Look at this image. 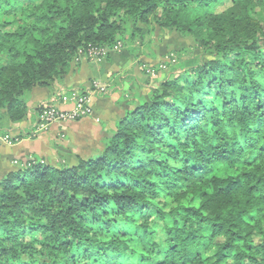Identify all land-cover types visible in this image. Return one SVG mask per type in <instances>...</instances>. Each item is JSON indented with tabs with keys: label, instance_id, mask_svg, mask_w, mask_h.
<instances>
[{
	"label": "trees",
	"instance_id": "16d2710c",
	"mask_svg": "<svg viewBox=\"0 0 264 264\" xmlns=\"http://www.w3.org/2000/svg\"><path fill=\"white\" fill-rule=\"evenodd\" d=\"M230 1L0 0L2 133L35 123L26 96L63 84L89 46L135 56L144 26L203 51L148 98L116 100L99 152L12 158L0 264H264V0Z\"/></svg>",
	"mask_w": 264,
	"mask_h": 264
},
{
	"label": "rangeland",
	"instance_id": "374dc122",
	"mask_svg": "<svg viewBox=\"0 0 264 264\" xmlns=\"http://www.w3.org/2000/svg\"><path fill=\"white\" fill-rule=\"evenodd\" d=\"M230 2V0H223V2L217 6V11L226 9L231 4ZM142 28L143 34H141L136 42L135 56L130 55L122 49H119L112 54L123 55L126 52L121 58L117 59L120 63H124L126 71L114 75L110 82L99 80L92 81L90 91L87 93H81L77 90L73 92H58V99L63 98L66 102L73 104L72 110H62L59 107V102H57V104L51 102L50 105L54 106V108L56 107L62 112H72L76 109V102L73 100L75 96H81L84 94L91 95L92 104V98L107 97V94H109L111 90L116 91L113 94L116 100L123 98V95L129 99H133L136 95H140V99H145L149 96L152 84H157L165 78V76L179 68H188L198 63L200 60H203V51L198 49L192 41L183 40L174 33H167L155 28H149L153 29L150 31L149 29L147 31L144 26H142ZM112 55H110L111 60ZM106 59L107 56L101 61L95 62L88 56H85L81 61L102 64L107 61ZM124 73H130L138 78V82H136L133 87L135 92L127 91L125 93L122 91V89L128 88L129 85L126 82L118 84V77ZM95 83L100 87L106 88V92L97 91ZM94 115L95 111L93 107V113L89 116L80 117L74 120H57L44 129L34 128L36 126L35 122L33 127L30 128V131H28L29 133L24 134L23 138L17 137L18 133H12L11 131L6 133L0 132V140H2L0 142V147L6 146L14 149L23 148L24 151H29V154L31 155L46 157L53 165H56L60 158L65 159L69 164H75L76 156L90 155L100 151L97 144L99 138L97 132L103 127V125L101 126V121L97 118L94 120L95 124L99 127L98 129L82 124V121H84L82 119L93 118L95 117ZM4 126L9 127V124L4 123ZM88 134L92 135L87 137ZM8 136H10L9 141L11 142H8L7 140L4 141V138Z\"/></svg>",
	"mask_w": 264,
	"mask_h": 264
},
{
	"label": "crops",
	"instance_id": "0c3cea01",
	"mask_svg": "<svg viewBox=\"0 0 264 264\" xmlns=\"http://www.w3.org/2000/svg\"><path fill=\"white\" fill-rule=\"evenodd\" d=\"M126 53V52H125ZM124 53V54H125ZM123 54V55H124ZM123 55H112V60L105 61L102 64H93L86 61H81L79 63H75L70 73L67 76L65 82L53 91H45V90H35L30 95H28L25 99L29 105V108L35 109L39 105L43 103H51L54 102L57 104L59 102V107L62 110L69 111L72 110L73 104L66 102L65 99H58V92L60 91H79L83 93H87L90 91L91 82L94 80H99L103 82H110L111 78L114 75H118L119 73H123L126 71V66L124 63H120L118 58H121ZM116 99L113 94L111 96L103 97V98H92V104L95 111V117L82 119V124L89 125L92 128L98 129V125L95 124L97 118L101 122V126H110L111 121L116 113V109L114 107ZM34 125V119H30L20 124H9V131L13 133L23 132L24 134L29 133L30 128ZM94 130V129H93ZM90 134L87 135V137ZM29 151H24L23 148H8V147H0V175L4 173V171L11 165L12 158L16 156H26L29 155Z\"/></svg>",
	"mask_w": 264,
	"mask_h": 264
},
{
	"label": "built area",
	"instance_id": "2783aa9c",
	"mask_svg": "<svg viewBox=\"0 0 264 264\" xmlns=\"http://www.w3.org/2000/svg\"><path fill=\"white\" fill-rule=\"evenodd\" d=\"M122 48V44H118L116 47V51ZM108 51L105 48L97 47V46H89L87 52L84 54L85 56H88L90 59H92L95 62L101 61L105 56L108 55ZM95 88L99 92H106V88L98 86L97 83H95ZM73 100L76 102V109L72 112H62L56 107L51 106V103H43L41 104L42 110L40 114L37 117L36 121V129H44L49 124H51L54 121L61 120H74L80 117H86L93 113V107L91 104V95L84 94L81 96H75ZM9 137H5L4 141H9ZM17 140V139H14ZM2 140H0L1 142Z\"/></svg>",
	"mask_w": 264,
	"mask_h": 264
}]
</instances>
